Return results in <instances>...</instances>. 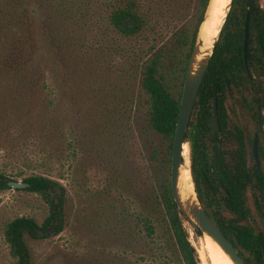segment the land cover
<instances>
[{"label": "trees", "instance_id": "1", "mask_svg": "<svg viewBox=\"0 0 264 264\" xmlns=\"http://www.w3.org/2000/svg\"><path fill=\"white\" fill-rule=\"evenodd\" d=\"M193 2L196 22L188 17ZM210 2L0 0V102L6 111L8 106L22 110L21 114L31 111L37 92L45 95L44 108L49 109L55 105L52 96L57 89L72 93L92 89L91 61L97 64L101 94L114 87L123 90L122 81L134 91L138 88L144 130L160 137L147 150V178L155 187L150 204L138 216L140 236H134L142 250L137 259L140 264H202L184 225L188 219L172 195L171 167L186 72ZM248 10L255 16L250 74L244 61ZM41 21L43 25L37 28ZM39 33L45 37L46 48L39 44ZM251 69L264 76V6L259 0H235L204 76L186 140L191 145L195 189L209 216L247 264H264V81L255 84ZM179 78L182 89L177 90ZM248 85L258 96L248 99L242 95L240 105L255 121L259 162L254 155L255 136L248 138L242 126L232 124L225 106L231 86L243 89ZM129 91L133 89L116 95L126 104L124 115L137 103ZM215 96L220 126L216 136L210 127ZM64 141L74 156L71 140ZM63 177L62 170L57 176L33 174L23 179L26 187L17 188L38 193L49 206V215L41 224L22 216L4 226L5 241L18 264H32L28 237L48 239L64 231L68 190L61 182ZM11 181L0 171V191L13 188ZM195 232L203 235L200 230Z\"/></svg>", "mask_w": 264, "mask_h": 264}, {"label": "rangeland", "instance_id": "2", "mask_svg": "<svg viewBox=\"0 0 264 264\" xmlns=\"http://www.w3.org/2000/svg\"><path fill=\"white\" fill-rule=\"evenodd\" d=\"M259 3L264 6V0ZM193 6L194 2L188 17L196 22ZM43 23L36 24L37 28ZM38 37L39 44L46 48L45 37L41 33ZM90 68L93 88L73 93L57 89L51 95L55 105L49 109L44 108L45 95L40 92L32 96V110L23 114L9 106L6 111L0 102V171L22 182L33 174L57 176L62 170L61 182L68 190L64 231L48 239L27 238L32 264H140L137 259L142 250L134 236H140L138 216L150 204L155 187L147 178V150L160 137L144 130L138 88L134 91L122 81L123 90L114 87V91L101 94L97 64L91 61ZM251 73L255 84L264 81L255 69ZM180 83L179 78L177 90L182 89ZM128 89H133L128 95L137 103L124 115L126 104L116 95ZM242 95L251 99L258 92L249 85L243 89L231 86L225 106L231 123L242 126L247 137L254 138L255 121L242 109ZM65 138L71 140L74 156L67 151ZM248 196L253 204L251 193ZM48 215L49 206L38 193L16 188L0 191V264H18L5 241L4 226L22 216L41 224ZM184 225L204 264L201 251L207 235H198L189 220L185 219ZM159 231L163 232V225ZM148 257L151 262V254Z\"/></svg>", "mask_w": 264, "mask_h": 264}, {"label": "water", "instance_id": "3", "mask_svg": "<svg viewBox=\"0 0 264 264\" xmlns=\"http://www.w3.org/2000/svg\"><path fill=\"white\" fill-rule=\"evenodd\" d=\"M212 1V0H211ZM235 0H229L226 8H224V16L218 27L217 34L212 38V43L209 48L204 49L206 40L202 34L203 24L209 17V9L211 2L206 11L204 20L199 28L196 42L188 64L186 77L184 81L183 93L180 104V111L176 127V133L173 143L172 152V167H171V188L172 195L181 213L191 222L196 230H200L203 234L210 236L222 250L230 257L234 264H247L233 243L223 233L218 224L209 216L205 207L201 203L196 189V197L184 198L180 189L181 169L184 166V147L190 145L186 140V134L189 128L191 116L202 86L204 76L214 55L215 49L223 32L224 26L231 12ZM251 24L255 30V16L252 11H248L245 22V38H244V61L249 68V53L251 47ZM214 117L211 120L210 127L214 136L220 130L218 114V97H214L213 102ZM191 146V145H190ZM254 155L259 162V135L255 136L254 140ZM191 160V158H190ZM191 170V165H190ZM192 174V171H191ZM193 178V177H192ZM194 183V181H193ZM10 186L13 188H24L26 183L12 180ZM195 186V184H194Z\"/></svg>", "mask_w": 264, "mask_h": 264}, {"label": "bare ground", "instance_id": "4", "mask_svg": "<svg viewBox=\"0 0 264 264\" xmlns=\"http://www.w3.org/2000/svg\"><path fill=\"white\" fill-rule=\"evenodd\" d=\"M229 0H212L209 9V17L203 24L202 34L206 40L204 49L209 48L212 38L217 34L218 27L224 16V8L227 7ZM185 163L181 169L180 189L184 198L196 197L195 186L190 170L191 160L189 157V145L184 147ZM207 240L204 251H201V257L204 264H234L230 257L222 250V248L210 236L205 237ZM201 249V248H200ZM203 250V249H202Z\"/></svg>", "mask_w": 264, "mask_h": 264}, {"label": "flooded vegetation", "instance_id": "5", "mask_svg": "<svg viewBox=\"0 0 264 264\" xmlns=\"http://www.w3.org/2000/svg\"><path fill=\"white\" fill-rule=\"evenodd\" d=\"M248 11H251V10H248ZM248 13V12H247ZM253 13V12H252ZM247 15V14H246ZM245 22H246V19H245ZM251 27H252V24H251ZM253 28V27H252ZM254 29V28H253ZM250 32H251V30H250ZM251 42H252V40H251ZM251 46H252V44H251ZM251 48V47H250ZM250 54V53H249ZM247 67V66H246ZM247 70H248V72H249V74H250V71H249V68H247ZM263 98H264V91H263ZM220 131V130H219ZM213 134V133H212ZM218 134V133H217ZM257 135V134H256ZM259 135V134H258ZM260 145V144H259Z\"/></svg>", "mask_w": 264, "mask_h": 264}]
</instances>
